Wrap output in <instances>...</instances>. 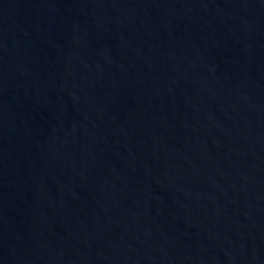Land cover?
Listing matches in <instances>:
<instances>
[{
  "label": "water",
  "instance_id": "95a60500",
  "mask_svg": "<svg viewBox=\"0 0 264 264\" xmlns=\"http://www.w3.org/2000/svg\"><path fill=\"white\" fill-rule=\"evenodd\" d=\"M0 264H264V0H0Z\"/></svg>",
  "mask_w": 264,
  "mask_h": 264
}]
</instances>
